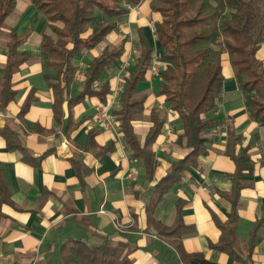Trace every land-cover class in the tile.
Wrapping results in <instances>:
<instances>
[{
    "label": "crops",
    "instance_id": "obj_1",
    "mask_svg": "<svg viewBox=\"0 0 264 264\" xmlns=\"http://www.w3.org/2000/svg\"><path fill=\"white\" fill-rule=\"evenodd\" d=\"M149 2L140 0L137 5H127L126 8H131H127L115 32L95 49L75 55L72 94L81 89L89 61L123 38L127 40L123 60L129 55L124 76L127 75L138 55L140 29L153 48L151 59L162 67V49L150 30V24L160 16L150 11ZM6 23L8 38L0 41V76L7 62L6 44L11 33L23 39L17 53L26 54L27 59L12 77L15 95L0 117V128L9 125L24 148V151L8 149L6 139L0 135V172L11 200L1 208L0 264H61L59 249L69 238L98 243L103 237L126 244L131 249L133 264H182L166 242L146 231V204L152 198L154 185L171 162L187 152L177 144L181 124L160 95L157 75H152L148 67L146 80L138 84L137 93L146 94L147 98L142 113L132 121L142 143L151 127L150 111L155 109L165 118L162 132L152 146L157 167L152 180H148L141 162L131 156L119 130L113 133L96 122L94 114L101 105L96 97L85 98L70 109L63 104L62 116H54V94L45 78L51 71L41 50L42 34L47 29L44 15L30 0H15L1 31ZM258 58L264 65V44L258 50ZM116 68L110 67L107 72L111 92L117 82ZM78 70L82 73L80 79L75 74ZM222 73L220 100L213 112L218 124L205 134L206 153L184 172L180 182L162 195L152 217L166 226L172 225L179 203L183 222L193 227L192 233L182 237L184 251L202 253L218 264H242L247 256L250 231L264 216L263 134L246 112L227 61L223 62ZM118 103L114 110L119 108ZM26 106L20 116V110ZM90 130L94 131L93 144L86 146ZM228 130L240 136L237 148L250 146L253 161L251 174L242 177L244 187L236 206L234 236L238 261L210 245L220 237L217 221L225 222L230 215V204L216 193L231 188L228 175L234 171V163L224 153ZM129 167L134 168L135 177L128 183L124 177ZM101 209L104 213H99ZM250 261L264 264V222L257 229Z\"/></svg>",
    "mask_w": 264,
    "mask_h": 264
},
{
    "label": "trees",
    "instance_id": "obj_2",
    "mask_svg": "<svg viewBox=\"0 0 264 264\" xmlns=\"http://www.w3.org/2000/svg\"><path fill=\"white\" fill-rule=\"evenodd\" d=\"M46 19L54 37L42 34L41 50L47 56L46 65L51 73L45 75L54 94V116H62V105L68 109L85 98L96 97L106 105L111 94L110 67H118L127 50L125 38L116 45L107 46L94 56L83 73L81 89L72 94L70 86L76 70L75 55L95 49L115 32L127 14V5H137L140 0H30ZM15 0H0V31L5 18L14 8ZM149 9L160 19L154 22V37L162 49L163 65L157 73L160 95L170 110L177 115L181 133L177 144L186 149V154L171 162L166 173L157 180L152 198L146 204V231L166 242L182 264H218L202 253H188L182 248V237L193 232L180 215L177 203L176 217L166 226L152 217L154 206L167 191L180 182L184 172L195 166L199 156L206 153L208 141L205 134L214 129L218 121L213 112L220 100L224 76L223 62L232 69L239 91L242 93L246 112L262 129L264 146V65L258 58V50L264 44V0H150ZM57 23L60 26L56 25ZM23 39L11 33L6 46L7 62L0 76V112L13 99L12 77L26 61V54H18L17 47ZM138 55L131 71L123 77L120 106L114 110L118 130L131 156L140 161L146 178L152 180L157 162L152 150L161 134L165 118L157 110L149 114L151 127L142 143L137 138L132 121L142 113L146 94H138L137 86L146 80L151 52L143 32L138 30ZM100 82L96 84V82ZM22 108L19 115L26 110ZM0 135L7 141L10 150L24 151L14 131L5 125ZM94 131L90 130L87 145L93 144ZM240 136L228 130L225 154L234 163V171L228 175L229 191H216L230 204V215L225 222L217 221L220 237L211 247L225 252L236 261L239 259L234 226L236 206L242 177L251 174L253 161L250 146L237 148ZM11 203L8 188L0 172V218L1 208ZM264 216L257 220L250 231L246 247V259L242 264H251L257 229ZM131 249L121 242L101 238L98 243L69 238L60 246L61 264H133Z\"/></svg>",
    "mask_w": 264,
    "mask_h": 264
},
{
    "label": "built area",
    "instance_id": "obj_3",
    "mask_svg": "<svg viewBox=\"0 0 264 264\" xmlns=\"http://www.w3.org/2000/svg\"><path fill=\"white\" fill-rule=\"evenodd\" d=\"M127 8L130 9L131 7L129 6ZM150 30L152 33L154 32L153 23L150 24ZM128 58H129V55L127 58L122 60V62L119 64V66L115 70V78L117 82L109 96L107 104L97 106L95 114H94L96 122L100 126H102L104 129L111 131L113 133L118 132L117 118H116V115L114 114V109L117 108L119 104L118 98H119L120 89H121L122 77L126 73V69L128 67ZM159 69H160V64L156 60L151 59V63L149 66V70L151 74L157 75ZM75 74L77 78L79 79L82 78V73L79 70ZM96 84H98V82H96ZM1 116H2V113L0 112V117ZM134 177H135V170L133 167H129L124 178L129 183L134 179ZM204 190L208 192L206 188H204ZM99 213H104V210L102 209L99 210ZM119 227L120 225L116 223V229H119Z\"/></svg>",
    "mask_w": 264,
    "mask_h": 264
},
{
    "label": "rangeland",
    "instance_id": "obj_4",
    "mask_svg": "<svg viewBox=\"0 0 264 264\" xmlns=\"http://www.w3.org/2000/svg\"><path fill=\"white\" fill-rule=\"evenodd\" d=\"M56 25L60 26L59 23H57ZM8 27H9V25H8V23H6V24H5V28H4V29L1 31V33H0V41H2V42H5L6 39L8 38ZM46 33H47L49 36H51L52 38L54 37V35H53V33H52V31H51L50 28H47V29H46Z\"/></svg>",
    "mask_w": 264,
    "mask_h": 264
}]
</instances>
